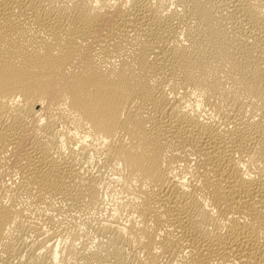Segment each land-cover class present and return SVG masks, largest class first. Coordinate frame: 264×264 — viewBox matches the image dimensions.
I'll return each mask as SVG.
<instances>
[{
    "label": "bare ground",
    "instance_id": "obj_1",
    "mask_svg": "<svg viewBox=\"0 0 264 264\" xmlns=\"http://www.w3.org/2000/svg\"><path fill=\"white\" fill-rule=\"evenodd\" d=\"M9 163L0 264H264V0H0Z\"/></svg>",
    "mask_w": 264,
    "mask_h": 264
},
{
    "label": "rangeland",
    "instance_id": "obj_2",
    "mask_svg": "<svg viewBox=\"0 0 264 264\" xmlns=\"http://www.w3.org/2000/svg\"><path fill=\"white\" fill-rule=\"evenodd\" d=\"M6 167L7 170H6ZM5 167V169L3 170V175L5 176L4 179H3V175H1L0 177V186H2V184L4 183H8V177H7V171L10 170V168L12 167V165L9 163L7 166ZM107 176H105V183H106V189H105V194H107L108 196V200L106 201V203L104 204V209L99 212V213H95L91 216V220L92 221V224L95 225V223L97 222H102L104 220H106L108 218V215H111L112 213H114V211H120V212H123L124 211V208H123V205L120 201V197H121V191H120V188H119V185L115 182L117 176L113 175V174H109L108 173L106 174ZM113 176V177H112ZM3 179V182L1 181ZM7 180V181H6ZM2 183V184H1ZM34 217V220L36 221L37 220V216L36 215H33ZM37 217V218H35ZM105 218V219H104ZM94 222V223H93ZM46 221H43V224H45ZM48 227V223H46L45 225H43V228H47ZM49 228H47L48 230ZM46 231V229H45ZM89 241H95L96 237H95V234H93L92 232L89 234ZM94 235V236H93ZM93 236V237H92ZM95 237V238H94ZM93 241V242H94Z\"/></svg>",
    "mask_w": 264,
    "mask_h": 264
}]
</instances>
